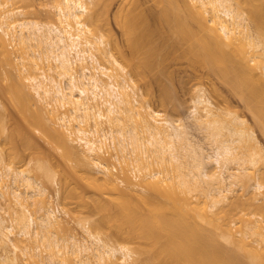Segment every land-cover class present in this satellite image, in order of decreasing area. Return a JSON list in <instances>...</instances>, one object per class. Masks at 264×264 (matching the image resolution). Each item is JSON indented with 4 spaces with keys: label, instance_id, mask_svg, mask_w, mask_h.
Instances as JSON below:
<instances>
[{
    "label": "bare ground",
    "instance_id": "6f19581e",
    "mask_svg": "<svg viewBox=\"0 0 264 264\" xmlns=\"http://www.w3.org/2000/svg\"><path fill=\"white\" fill-rule=\"evenodd\" d=\"M46 1L0 0V264H264V146L204 86L264 137V0Z\"/></svg>",
    "mask_w": 264,
    "mask_h": 264
},
{
    "label": "rangeland",
    "instance_id": "374dc122",
    "mask_svg": "<svg viewBox=\"0 0 264 264\" xmlns=\"http://www.w3.org/2000/svg\"><path fill=\"white\" fill-rule=\"evenodd\" d=\"M43 1V0H42ZM44 1H46V0H44ZM48 1V0H47ZM46 1V2H47ZM50 1H52V0H50ZM50 1H48L47 2V8L48 9H52L53 8V1L52 2H50ZM56 1V0H55ZM54 1V2H55ZM138 1H139V3H138ZM136 3H138V5H140L139 6V8H140V10L141 9H143V10H145V9H149V7H150V9H152L153 7H155V5L153 6V4H154V2H155V0H138ZM45 2V3H46ZM135 2V1H134ZM141 2V3H140ZM38 3V2H37ZM44 3V2H43ZM119 3H120V1H118V2H116V4H114L113 6H112V8H111V14L113 15L114 13H115V11L117 10V7H118V5H119ZM136 3L134 4V5H136ZM36 5H38V4H36L35 3V6ZM116 5V6H115ZM150 5V6H149ZM37 7V6H36ZM45 7V9H47ZM138 7V6H137ZM147 7V8H146ZM38 9H40L41 8V10L43 11V9H42V7L40 6V4L38 5V7H37ZM44 8V7H43ZM139 8H137L138 10H139ZM113 10V11H112ZM45 11V12H44ZM41 14H39V17H38V15L35 17V15L36 14H34V15H31V17L33 18V16L36 18V19H38V20H41V21H43V18L45 19V16L47 17L48 15H44V16H42L43 14H46V10H44ZM52 11H54V9H52ZM40 16H42V18L40 17ZM34 18V19H35ZM40 18V19H39ZM48 20H49V18H47ZM44 21H46V19L44 20ZM112 26H113V29H114V31L116 32V35H117V37H118V39L119 40H121V41H123V36H122V32H121V29H119V26L118 25H116L115 23H113L112 24ZM118 27V28H117ZM179 67V68H178ZM185 68H188L187 67V64L186 63H184L183 65H177V66H175V69L177 70H179L180 69V71L182 70V69H185ZM215 76H211L210 78H205L204 79V81H205V83H204V86L206 87V89H207V92H208V94L211 96V98H212V100H213V102L216 104V105H223V103L225 102V98L226 99H228L229 101H230V103L232 104L231 106L234 108V109H238L239 110V112H240V114L243 116V117H245L248 121H250L249 123L252 125V126H254V129H255V132H256V134H257V136H258V138H259V140L261 141V144L264 146V137L262 136V134H261V131H259V128H255V127H258V126H255V124L253 123L254 121H253V118H252V114L245 108V106L243 105V102L240 100V99H238L237 97H235L234 95H232L231 94V92H230V90H229V88L224 84V83H222L220 80V78L218 77L217 78V76H216V78H214ZM0 81H5V79L3 78V76H0ZM157 85H154V91H153V95L155 96V97H158L159 96V94H160V89H158V86L156 87ZM181 88L178 86V84H177V94H175L176 95V97H175V100H173L174 102H172V104L174 105L175 103H179V102H184V100L186 99L185 97H187L188 98V96L189 95H186V94H184L183 93V91L182 90H180ZM183 98H184V100H183ZM174 99V98H173ZM180 99V100H179ZM1 100V99H0ZM177 100V101H176ZM172 101V100H171ZM186 101V100H185ZM152 103H153V105L155 106V108H157L158 110H161V111H165L166 110V112H168V114H170V116L172 115V117H177V116H180V115H183V116H187L189 113H188V111H189V107H187V103L188 102H186L185 103V105L186 106H183V103H179V106L182 104V106H180V107H178L177 108V110H174L173 109V107H172V104H171V102H170V104L168 103V105L167 106H163L159 101H158V99L156 98L155 100H153L152 101ZM189 106V105H188ZM165 109V110H164ZM175 117V118H176ZM18 119L17 121H18V125H19V123H20V126H19V128L21 129V127H22V129L23 130H25V131H28L29 133H30V129H28V127H27V125H25L24 124V122H22L19 118L20 117H18V116H16L15 117V119ZM15 124V125H14ZM17 123H12L11 122V125H10V123H9V126H10V128H11V126L13 127V125L14 126H16V127H18V125H16ZM31 134V133H30ZM35 135V137H36V139H40L39 140V142H41L42 144L41 145H44L43 144V141H42V139L41 138H39L36 134H34ZM195 136L196 137H198V138H201L202 137V134L201 133H199V132H195ZM1 138V137H0ZM1 141H0V143L2 142H5V141H2V140H4V138H2V139H0ZM17 140H19L18 139V136H17ZM1 143V144H2ZM17 143H19V141L17 142ZM4 144V143H3ZM9 145V144H8ZM29 154V152H25V154ZM22 163V162H21ZM19 164V166H21L22 168H25V166H27V165H24V166H22V164H25L24 162L22 163V164ZM55 185V184H54ZM53 184H51L50 185V187H49V190H51V189H53L54 187H56V185L54 186ZM52 186H53V188H52ZM54 190V189H53ZM50 192H52V190L50 191ZM54 192V191H53ZM52 192V193H53ZM63 201H61V203H62ZM55 203V202H54ZM65 200H64V203H62L61 204V209L63 210L64 209V206H65ZM63 206V207H62ZM66 206H67V204H66ZM69 206H71V205H68V207L67 208H69ZM76 208V207H75ZM66 209V208H65ZM77 209H78V207H77ZM75 211V210H74ZM77 212V211H76ZM75 212V213H76ZM85 213H83L82 215H87L88 217H91V218H96V219H99L98 217H100V215H99V213H96L97 211H95V209H94V206L91 204V207L89 208L88 207V209H86L85 211H84ZM63 215H65L64 214V212L62 213ZM98 214V215H97ZM68 218V217H67ZM71 224L73 225L74 223H73V220H72V222H71ZM75 225V224H74ZM76 226V225H75ZM78 230H80L79 228H78ZM113 229L112 228H110L109 227V225H107V227L105 228V232H107V234L109 233V232H114V230L112 231ZM110 234V233H109ZM118 234V233H117ZM120 234V235H119ZM118 235H119V237H118V235H117V238H116V243H120V242H122V244H127V245H129V246H131L134 250H136V248H138V245H139V241H137L138 240V238H135V239H130L129 238V240H128V237L126 238L125 236H123V234H122V237H121V233H119ZM114 238V239H115ZM124 238V239H123ZM126 238V239H125ZM126 240V241H125ZM140 240V239H139ZM119 241V242H118ZM141 241V240H140ZM142 242V241H141ZM140 246H141V244H140ZM136 252V251H135ZM136 255L137 256H140L141 258H146V255L145 254H139V253H136Z\"/></svg>",
    "mask_w": 264,
    "mask_h": 264
}]
</instances>
